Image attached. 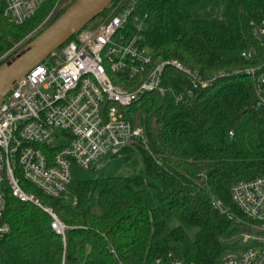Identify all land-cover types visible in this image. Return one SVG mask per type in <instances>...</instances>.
<instances>
[{
	"label": "trees",
	"instance_id": "obj_1",
	"mask_svg": "<svg viewBox=\"0 0 264 264\" xmlns=\"http://www.w3.org/2000/svg\"><path fill=\"white\" fill-rule=\"evenodd\" d=\"M57 2L45 0L21 25L0 10V59L16 48L0 65ZM125 5L116 0L101 16ZM137 12L146 20L143 42L155 60L179 61L207 85L176 103L174 94L193 89V82L168 66L167 93L150 94L129 108V119L148 138L149 150L137 146L144 158L141 174L74 180L69 201L29 187L67 226L64 235L48 213L9 194L10 232L0 246V264H216L226 253L253 246L240 234L254 221L234 207L231 188L264 175V86L248 73L264 68L257 32L264 0H138ZM251 49L253 59L245 60L242 53ZM232 140L240 151L232 149ZM125 150L129 158L135 154L132 147ZM145 184L157 188L160 207H149L140 190ZM171 212L199 229L194 243L186 244L183 227L168 228Z\"/></svg>",
	"mask_w": 264,
	"mask_h": 264
},
{
	"label": "built area",
	"instance_id": "obj_2",
	"mask_svg": "<svg viewBox=\"0 0 264 264\" xmlns=\"http://www.w3.org/2000/svg\"><path fill=\"white\" fill-rule=\"evenodd\" d=\"M61 1L67 0H58L55 9ZM123 1V9L88 24L33 69L0 104V246L10 232L9 194L48 213L54 230L64 235L67 226L29 187L46 197L69 201L75 166L98 172L105 157L135 146L149 150L144 128L129 119L128 110L150 94L167 93L168 66L193 82V89L174 94L176 103L207 85L179 61H156L143 42L146 20L137 12L138 0ZM44 2L0 0V10L10 22L21 25ZM257 32L264 50V21ZM254 53L246 50L242 57L250 60ZM248 73L264 86V68H251ZM231 198L234 207L254 221L250 230L240 234L243 243L253 246L216 264H264V175L234 184ZM216 206L227 212L221 201ZM170 264L194 263L174 259Z\"/></svg>",
	"mask_w": 264,
	"mask_h": 264
},
{
	"label": "water",
	"instance_id": "obj_3",
	"mask_svg": "<svg viewBox=\"0 0 264 264\" xmlns=\"http://www.w3.org/2000/svg\"><path fill=\"white\" fill-rule=\"evenodd\" d=\"M116 0H77L60 17L0 65V104L33 69L46 61Z\"/></svg>",
	"mask_w": 264,
	"mask_h": 264
},
{
	"label": "rangeland",
	"instance_id": "obj_4",
	"mask_svg": "<svg viewBox=\"0 0 264 264\" xmlns=\"http://www.w3.org/2000/svg\"><path fill=\"white\" fill-rule=\"evenodd\" d=\"M77 0H67L61 1L59 7L57 9H53L49 16L45 18V20L39 24L25 39V42L21 43V45H25L29 40L38 35L41 31H43L49 23L62 15L73 3ZM214 18L219 20V22H223V16L221 13H216ZM16 48L10 49L5 55L0 59L3 60L8 58ZM60 133V132H58ZM232 149L234 151H240V144L236 140H232ZM135 154L129 158L126 154L128 151H123L122 154L118 156L105 157L101 160V169L98 172L92 171H84L78 167H74L73 169V177L75 180H93L98 178H109L114 176H135L141 174L145 170L144 166V158L141 151L138 147H133ZM131 151V150H130ZM142 195L146 202L148 203L151 209L160 207V200L158 197V190L156 187L145 184L142 188H140ZM167 221V226L169 229L183 227L186 235V244H192L196 241L199 229L195 226H191L186 224L179 213L171 212ZM231 253H226L225 256L230 255Z\"/></svg>",
	"mask_w": 264,
	"mask_h": 264
}]
</instances>
